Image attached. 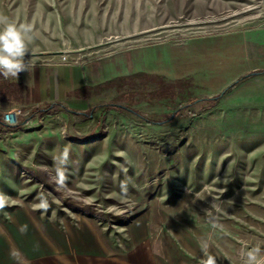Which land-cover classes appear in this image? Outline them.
<instances>
[{
  "label": "rangeland",
  "instance_id": "obj_1",
  "mask_svg": "<svg viewBox=\"0 0 264 264\" xmlns=\"http://www.w3.org/2000/svg\"><path fill=\"white\" fill-rule=\"evenodd\" d=\"M0 12L31 26L26 61L127 53L152 72L83 113H0V264L14 263L4 240L29 264H202L201 240L217 264L264 250V0H0Z\"/></svg>",
  "mask_w": 264,
  "mask_h": 264
},
{
  "label": "crops",
  "instance_id": "obj_2",
  "mask_svg": "<svg viewBox=\"0 0 264 264\" xmlns=\"http://www.w3.org/2000/svg\"><path fill=\"white\" fill-rule=\"evenodd\" d=\"M138 64L144 65L143 60H135L133 63L127 53L71 64L61 63L60 59L29 64L26 72L8 78L23 86L22 100H0V113L7 109L30 111L33 107L53 106L55 102L72 111H85L104 103L113 91L127 86L125 81L132 74L152 73L149 68H138ZM5 242L9 253L17 250L20 254L17 260L13 259V264H29L27 258L31 256V251L28 248Z\"/></svg>",
  "mask_w": 264,
  "mask_h": 264
},
{
  "label": "clouds",
  "instance_id": "obj_3",
  "mask_svg": "<svg viewBox=\"0 0 264 264\" xmlns=\"http://www.w3.org/2000/svg\"><path fill=\"white\" fill-rule=\"evenodd\" d=\"M32 28L30 25L17 24L7 15L0 12V75L5 78L17 77L20 73L26 72L29 64L25 57L28 54V44L32 40ZM12 124L13 121H6ZM70 159V150L65 147L62 153L56 158L55 175L51 177L54 183L63 187L66 182L65 166ZM122 190L126 191V185H121ZM5 207L3 198H0V209ZM41 209H47V200L41 197L38 205ZM206 212L208 210H205ZM209 222L213 228L218 227L216 218H211ZM201 251L203 253L202 264H217L216 258L209 254V243L207 240L200 241ZM14 260L20 256L17 250L10 253ZM244 264H264V250L260 246L248 248L244 253Z\"/></svg>",
  "mask_w": 264,
  "mask_h": 264
},
{
  "label": "trees",
  "instance_id": "obj_4",
  "mask_svg": "<svg viewBox=\"0 0 264 264\" xmlns=\"http://www.w3.org/2000/svg\"><path fill=\"white\" fill-rule=\"evenodd\" d=\"M252 74H253V72H249L247 74L240 76L234 83L229 85L227 89L232 88L234 85H236L240 81L248 78ZM22 93H23V86L20 83L15 82V81H11L8 78H5L4 76L0 75V100H8L10 102L12 100L19 101V100H22V98H21ZM221 96H222V93L215 95L213 97H208L207 99L214 102V103H217L220 101ZM52 104H53V107H55V106L64 107L61 103H58V102H55ZM49 105H51V104H48L47 106H49ZM99 106H102V105H96L92 109L99 107ZM103 106H105L106 108H115L118 110H120V109L122 110V108L125 107V106L118 104V103H115V102L105 103V104H103ZM65 108L68 109L67 107H65ZM45 109L46 108H37L32 112V114L41 113ZM127 109H128V107H127ZM131 110H133V109H131ZM73 112L83 113L82 111H73ZM16 127H18V124L11 126V128H16Z\"/></svg>",
  "mask_w": 264,
  "mask_h": 264
},
{
  "label": "built area",
  "instance_id": "obj_5",
  "mask_svg": "<svg viewBox=\"0 0 264 264\" xmlns=\"http://www.w3.org/2000/svg\"><path fill=\"white\" fill-rule=\"evenodd\" d=\"M28 64H33L35 62H30V61H26ZM61 62L62 63H68V64H71V62L68 60V56L66 54H62L61 55ZM16 116H17V112L15 110H11V111H6L3 113L2 115V119H3V122L4 123H7L6 121L8 119L12 120L13 123L16 122ZM12 123V124H13ZM9 124V123H8Z\"/></svg>",
  "mask_w": 264,
  "mask_h": 264
}]
</instances>
